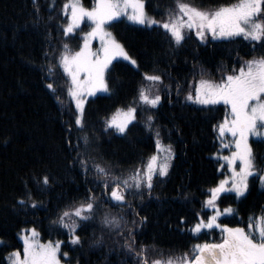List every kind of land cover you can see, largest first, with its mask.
<instances>
[{
  "label": "trees",
  "instance_id": "1",
  "mask_svg": "<svg viewBox=\"0 0 264 264\" xmlns=\"http://www.w3.org/2000/svg\"><path fill=\"white\" fill-rule=\"evenodd\" d=\"M81 1L88 8L94 2ZM185 2L211 9L237 0ZM64 3L37 0L34 6L33 0H0V264H9L8 253L14 249L22 250L20 233L30 228L38 231L42 241H60V253H68L60 255V260L66 264H136L124 246L125 240L131 243L132 239L137 251L140 245L148 246L149 260L191 252L193 245L209 238L194 235L191 228L208 215L204 206L208 190L223 175L215 156L220 140L213 126L225 118L227 108L223 102L203 105L185 97L199 78L220 82L243 61L264 56V47L242 37L210 36L201 41L194 33L176 44L162 25L116 19L108 27L138 67L126 59L111 63L106 73L108 91L87 99L80 129L74 123L69 77L62 68H55L53 80L48 71L49 65L57 64L63 45L78 51L83 34L90 29L84 20L65 35ZM174 3L145 0V8L150 17L164 21L168 11H174ZM145 72L161 75L163 83L150 85L142 77ZM48 83L57 87L55 93L46 87ZM142 84L151 89L149 94L159 91L162 99L155 108L134 101ZM129 104L137 111L126 131L106 128L116 109ZM149 115L151 127L146 123ZM157 139L173 151L167 174L153 175L151 189H137L128 204L117 203L110 196L111 177L147 163L158 150ZM251 146L257 169H264V139H252ZM96 164L111 175L100 176ZM44 176L49 177L47 184ZM90 195L94 210L84 213L90 219L65 218V223L77 225L80 242L72 244L70 230L58 217L89 202ZM220 204L235 208L233 215L221 219L229 227H242L250 216L264 213V185L259 176L250 178L243 196L222 194ZM106 214L117 217L119 225H105ZM141 217L146 218L143 223Z\"/></svg>",
  "mask_w": 264,
  "mask_h": 264
},
{
  "label": "snow or ice",
  "instance_id": "2",
  "mask_svg": "<svg viewBox=\"0 0 264 264\" xmlns=\"http://www.w3.org/2000/svg\"><path fill=\"white\" fill-rule=\"evenodd\" d=\"M37 0H33L34 6ZM39 12L38 7L36 8ZM67 24L62 27L65 35L74 32L82 21L87 19L91 22V30L83 34V43L78 51L72 52L67 44L63 45L64 51L60 53L57 64L49 65L50 79H55V68H62L63 72L70 77L68 94L75 101L76 113L74 116L75 125L82 129L84 127V103L87 96L94 95L98 90L108 91L105 82V71L116 57H124L132 65L137 66L135 59H132L125 51L124 46L115 39L113 34L106 31L108 22L120 16L127 18L141 25H162L171 34L176 44L185 39L184 30L194 29L195 35L201 41L205 40L208 34L213 39L242 37L245 41L255 44L260 42L264 47V0H237L235 3L222 4L212 10H206L194 6L185 0H175L174 11H168L167 20L160 21L150 17L145 9V0H94L92 7H84L81 0H65L62 6ZM98 38L101 47L93 51L90 47L91 41ZM142 77L150 85L162 84L161 75L142 73ZM47 88L53 93L57 87L48 83ZM167 87V86H166ZM150 88L142 84L137 92L135 102L142 105H149L155 108L161 102V95L157 90L149 94ZM194 92V95H193ZM59 100V97H56ZM187 100L195 101L198 104L211 105L223 102L230 109L225 118L214 125L213 128L220 140V147L232 148L230 155L222 156L231 170V176L220 180L216 187L209 189V195L204 206L211 208L213 215L199 218V221L191 228L193 234L200 233L202 229L219 228L222 238L217 243H197L192 246V256L184 253L182 256L166 260H149L148 246L140 245L139 251L134 247L135 241L129 243L125 240V247L134 256L136 264H264V213L250 216L244 226L229 227L221 225L217 221L225 214H231L233 209L225 207L219 209L217 200L221 193L234 191L240 197L248 190V178L254 174L264 185V169H257L253 149L249 144V137L264 136V56L253 57L245 60L238 70L233 69L232 74H225L220 82H213L201 78L193 89L185 97ZM136 107L129 104L126 108H117L116 111L105 122L106 128H114L119 133H124L128 125L136 119ZM229 116L231 118H229ZM153 117H147V126L151 127ZM230 134L232 140L224 143L225 134ZM159 137V133H157ZM87 143V136L83 137ZM71 146V141H68ZM157 149H161L159 139L156 141ZM166 156L163 162H159L158 155L149 157L148 162L141 168L133 170L127 178L112 176L113 186L110 196L118 202H125V191L131 188L139 189L144 184L149 190L152 187L154 172L158 169L159 175L167 174L169 161L172 158L171 146H166ZM239 161V170L235 167ZM83 164L84 162L81 161ZM100 176L108 177L110 171L100 164L94 165ZM49 177H43V183L47 184ZM131 182V183H130ZM231 182V188L225 186ZM123 186V187H121ZM104 187H109L107 181ZM89 202L81 203L74 207L71 212L64 211L58 217L59 223L70 230V243L78 244L80 237L75 235L77 225L65 223V218L75 216L81 220L90 219L85 211L92 213L94 210V197L89 196ZM23 204L24 200H20ZM36 206V202H32ZM146 218L141 217V223ZM105 225H119L120 221L115 216H104ZM28 233L23 235V248L14 249L8 253L9 264H61L60 255L68 256L67 252L60 253V241L40 243L36 237L35 229L22 230ZM131 230H129V235ZM131 238V235H130ZM99 241H97L98 243ZM2 243V241H0Z\"/></svg>",
  "mask_w": 264,
  "mask_h": 264
},
{
  "label": "rangeland",
  "instance_id": "3",
  "mask_svg": "<svg viewBox=\"0 0 264 264\" xmlns=\"http://www.w3.org/2000/svg\"><path fill=\"white\" fill-rule=\"evenodd\" d=\"M82 2V1H81ZM85 7V6H84ZM146 9V8H145ZM203 9V8H202ZM206 10H212V9H215V8H205ZM147 12V11H146ZM148 14V13H147ZM122 17H124V18H126L128 21H130V22H133V21H131V20H129L128 18H127V16H120V17H118V18H116V19H119V18H122ZM115 19V20H116ZM86 21H88L87 19H85ZM167 20V19H166ZM114 21V20H113ZM83 22V21H82ZM82 22H81V24L79 25V27H81V25H82ZM89 23H90V29L88 30V31H90L91 30V22L90 21H88ZM112 21H110V22H108V24L106 25V31H109V32H111V30L109 29V24L111 23ZM133 23H135V22H133ZM78 27V28H79ZM87 31V32H88ZM112 33V32H111ZM191 33H194L195 34V30L194 29H191V30H189V29H185L184 30V34L185 35H189V34H191ZM113 34V33H112ZM114 36V35H113ZM211 35L210 34H208L207 36H206V38H205V40L208 38V37H210ZM115 37V36H114ZM115 39H116V37H115ZM218 39H225V38H218ZM117 40V39H116ZM118 41V40H117ZM90 47L92 48V50L93 51H96L97 49H99L100 47H101V42H100V40L98 39V38H96V39H93L92 41H91V44H90ZM129 55V54H128ZM130 56V55H129ZM131 57V56H130ZM258 58V57H257ZM115 59H125L124 57H116V58H114L113 60H112V62L115 60ZM133 59V58H132ZM252 59V58H251ZM249 60V59H248ZM111 62V63H112ZM111 65V64H110ZM110 65L108 66V68L110 67ZM108 70V69H107ZM107 70L105 71V82H106V73H107ZM203 78V77H202ZM201 78H199V80H200ZM69 80H70V77H69ZM218 83V82H217ZM156 87H158V86H156ZM194 87H195V85H193V89H194ZM105 92H107V91H104V90H98V91H96L95 92V94L94 95H96V94H99V93H105ZM94 95H91V96H87V98H86V100H85V103H86V101H87V99L88 98H90V97H92V96H94ZM85 103H84V106H85ZM226 108H227V113H229L230 112V109H229V107L226 105ZM229 118H231L230 116H229ZM256 138H262V139H264V136H262V137H254V136H250L249 137V144L251 145V140L252 139H256ZM232 140V137H231V135L230 134H225V138H224V143H229L230 141ZM166 146H168V145H164V144H162L161 145V149H159V150H157V152L156 153H154V154H156V155H158V157H159V162H163V160H164V158H165V156H166V150H165V148H166ZM252 147V146H251ZM172 149V148H171ZM235 149H234V146L232 147V148H224V149H222L221 147H220V151L217 153V154H215V156L217 157V158H219L220 159V161H221V165H220V170H221V172L223 173V175H222V177H221V179L220 180H223V179H225V178H227V177H230L231 176V170H230V168L228 167V164H227V162L226 161H224V160H222L221 159V157L222 156H227V155H230V152L231 151H234ZM172 153H173V151H172ZM153 154V155H154ZM172 157H173V155H172ZM149 159V158H148ZM172 159V158H171ZM148 162V161H147ZM170 163H171V160L169 161V167H170ZM147 163H145L144 165H139V166H136V167H134V168H132L131 170H129V171H127V172H124V173H121V174H119L118 176H116V177H119V178H127L129 175H131V173L133 172V170L134 169H136V168H141L142 170H143V166H145ZM169 167H168V170H169ZM235 167L237 168V170H239V161H237L236 162V165H235ZM168 172V171H167ZM153 175H159V170L157 169L155 172H154V174ZM166 175V174H165ZM254 175H256V174H254ZM253 175V176H254ZM261 175H264V172H262L261 173ZM159 176H161V175H159ZM164 176V175H163ZM252 176H250L249 178H248V184H249V181H250V178H251ZM131 183V182H130ZM113 186V183L111 184V187ZM217 185H215L214 187H216ZM121 187H123V186H121ZM226 188H231V182H229L226 186H225ZM140 188H142L144 191H145V189H146V186L144 185V184H141V187ZM139 188V189H140ZM136 188H131V189H129V190H126L125 191V197H126V203L125 204H128L127 203V200H129L130 198L132 199V198H134V194H137L136 193ZM247 192V191H246ZM245 192V193H246ZM226 193H235L234 191H229V192H226ZM244 193V194H245ZM133 194V196H131ZM222 194H224V193H221L220 194V196L222 195ZM243 194V195H244ZM243 195H241V196H243ZM220 196L218 197V200H217V204H218V207H219V209L222 211L225 207H229V206H222L221 204H220ZM117 203H119L118 201H117ZM232 209H233V212L231 213V214H225V215H222L219 219H218V223L219 224H221V225H225V224H223L222 223V221H221V219L223 218V217H226V216H231V215H233L234 213H235V208L233 207V206H230ZM205 209H207V210H209V212H208V215L206 216V217H204V216H201L202 218H204L205 220L207 219V217H209V216H211V215H213L214 214V212L211 210V208H208V207H205ZM30 229H34V228H30ZM36 230V229H35ZM36 232L38 233V231L36 230ZM200 234H203V235H206V236H208L209 238H207V239H202L201 241H199V242H197V243H205V242H208V243H217V242H219L220 240H221V238H222V233H221V230L219 229V228H213V229H202L201 230V232L200 233H196V234H194V235H200ZM216 234H218L217 236H218V238L216 239ZM23 235H28V233L27 232H25L24 231V233L22 232V233H20V239H21V241L23 242V239H22V236ZM36 239H38L39 240V242L40 243H47L48 241H42L41 239H40V236L38 235L37 237H36ZM53 242V241H52ZM54 243V242H53ZM196 243V244H197ZM188 251H186V252H183V253H181V254H178V255H170V256H167V257H172L173 259H175V258H177V257H180V256H182L184 253H187ZM189 254V256L191 257L192 256V251L191 252H189L188 253ZM167 259V258H166ZM166 259H164V260H166ZM151 260H153V259H150V261ZM61 264H66L65 262H62L61 261Z\"/></svg>",
  "mask_w": 264,
  "mask_h": 264
}]
</instances>
